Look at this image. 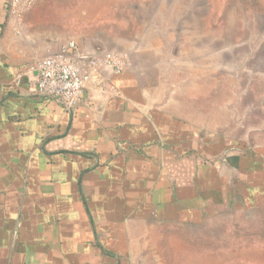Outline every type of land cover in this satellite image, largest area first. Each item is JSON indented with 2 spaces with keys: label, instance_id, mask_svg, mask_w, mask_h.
<instances>
[{
  "label": "crops",
  "instance_id": "crops-1",
  "mask_svg": "<svg viewBox=\"0 0 264 264\" xmlns=\"http://www.w3.org/2000/svg\"><path fill=\"white\" fill-rule=\"evenodd\" d=\"M33 15L12 18L0 0V264H131L148 223L264 211V146L154 106L133 70H90L69 110L26 76L14 85L68 45L37 32ZM72 43L70 55L102 50Z\"/></svg>",
  "mask_w": 264,
  "mask_h": 264
},
{
  "label": "rangeland",
  "instance_id": "rangeland-1",
  "mask_svg": "<svg viewBox=\"0 0 264 264\" xmlns=\"http://www.w3.org/2000/svg\"><path fill=\"white\" fill-rule=\"evenodd\" d=\"M30 11L43 37L118 57L154 106L264 146V0H39ZM138 229L131 264H264V211Z\"/></svg>",
  "mask_w": 264,
  "mask_h": 264
},
{
  "label": "built area",
  "instance_id": "built-area-1",
  "mask_svg": "<svg viewBox=\"0 0 264 264\" xmlns=\"http://www.w3.org/2000/svg\"><path fill=\"white\" fill-rule=\"evenodd\" d=\"M39 0H6L9 16L20 20ZM76 50L74 43H69L57 54L33 60L13 79L19 85L23 77H28L33 84L32 92L48 98L69 110L75 105L91 79L90 70L111 69L115 72L126 70V66L111 54L70 55Z\"/></svg>",
  "mask_w": 264,
  "mask_h": 264
}]
</instances>
